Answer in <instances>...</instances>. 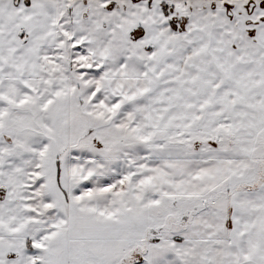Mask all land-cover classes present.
<instances>
[{
    "label": "snow or ice",
    "instance_id": "1",
    "mask_svg": "<svg viewBox=\"0 0 264 264\" xmlns=\"http://www.w3.org/2000/svg\"><path fill=\"white\" fill-rule=\"evenodd\" d=\"M0 264H264V0H0Z\"/></svg>",
    "mask_w": 264,
    "mask_h": 264
}]
</instances>
